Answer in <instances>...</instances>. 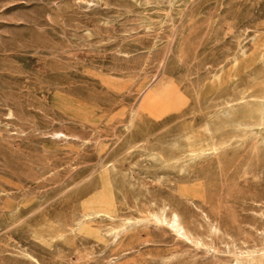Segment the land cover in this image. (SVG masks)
<instances>
[{
  "label": "rangeland",
  "instance_id": "374dc122",
  "mask_svg": "<svg viewBox=\"0 0 264 264\" xmlns=\"http://www.w3.org/2000/svg\"><path fill=\"white\" fill-rule=\"evenodd\" d=\"M240 45L264 48V0H0V264H230L263 248L264 129L239 124L258 118L264 61L203 92ZM204 138L230 146L192 158ZM165 204L209 249L156 222L124 252L105 221L75 230L90 210Z\"/></svg>",
  "mask_w": 264,
  "mask_h": 264
},
{
  "label": "bare ground",
  "instance_id": "6f19581e",
  "mask_svg": "<svg viewBox=\"0 0 264 264\" xmlns=\"http://www.w3.org/2000/svg\"><path fill=\"white\" fill-rule=\"evenodd\" d=\"M263 61L264 48L262 46L251 50L246 46L240 45L227 65L220 66L211 72L208 84L203 91L204 94L219 92L225 86L236 82L241 75L247 73ZM252 99L253 103L258 104L260 110L257 120H248L239 124L241 132L245 135L252 134L255 127L264 129V93L254 95ZM205 132L207 135H211L210 128L206 127ZM54 136L57 138L67 137L62 131L54 132ZM240 138L242 137L240 136ZM229 146L230 143L225 140L218 142L208 138L194 139L189 144L188 154L194 159L215 157L220 156ZM98 220L105 221L106 223L101 230L99 229L98 233L102 232L103 236L111 241L114 248L121 252H124L126 247L135 242L131 236L132 232L142 222H156L157 225L167 228L177 240L185 241L198 250L209 249L207 243L192 231L182 214L168 204L162 206L158 211H149L147 217L141 215L138 217L133 215L118 217L108 210H90L83 215L75 230L82 234L96 233L97 230L94 229V224ZM213 231L217 233L220 231V228L217 225H213ZM62 239L61 241L63 242ZM113 264L119 263L114 261ZM230 264H264V247L257 251L250 249L240 250L234 254V260Z\"/></svg>",
  "mask_w": 264,
  "mask_h": 264
}]
</instances>
